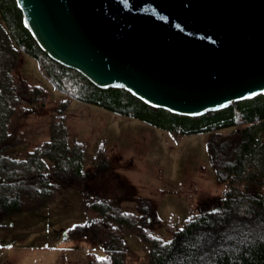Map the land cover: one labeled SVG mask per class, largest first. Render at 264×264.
Instances as JSON below:
<instances>
[{
  "label": "trees",
  "instance_id": "trees-1",
  "mask_svg": "<svg viewBox=\"0 0 264 264\" xmlns=\"http://www.w3.org/2000/svg\"><path fill=\"white\" fill-rule=\"evenodd\" d=\"M22 52L66 97L49 118L47 138L19 154L17 148L40 127L25 120L43 110L48 97L42 85L21 73ZM70 98L136 117L174 139L207 132L209 163L223 184L215 207L190 213L163 239L149 231L162 220L148 197L136 196L131 211L118 196L90 192L88 181L107 172L110 162L102 145L87 160L85 143L70 138L65 114ZM88 161L93 169L84 167ZM70 189L80 192L89 218L68 230L101 239L104 256L89 251L88 264H127V233L144 243L148 264H264V93L200 115L151 105L124 87L99 86L51 58L24 25L16 0H0V227L7 216L39 209Z\"/></svg>",
  "mask_w": 264,
  "mask_h": 264
},
{
  "label": "water",
  "instance_id": "water-1",
  "mask_svg": "<svg viewBox=\"0 0 264 264\" xmlns=\"http://www.w3.org/2000/svg\"><path fill=\"white\" fill-rule=\"evenodd\" d=\"M54 60L200 115L264 93V0H16Z\"/></svg>",
  "mask_w": 264,
  "mask_h": 264
},
{
  "label": "rangeland",
  "instance_id": "rangeland-1",
  "mask_svg": "<svg viewBox=\"0 0 264 264\" xmlns=\"http://www.w3.org/2000/svg\"><path fill=\"white\" fill-rule=\"evenodd\" d=\"M19 69L48 93L46 107L25 120L24 124L31 126L40 122V127L17 148L21 154L47 138L49 118L66 94L41 75L35 59L25 52ZM65 114L70 138L85 143L87 160L102 145L110 162L107 172L88 181V190L118 196L123 207L131 211L135 210L136 196L148 197L162 220L149 231L163 239H169L173 228L190 213L214 208L222 196L223 184L215 179L208 159L207 132L174 139L167 130L141 119L75 98H70ZM84 167L93 169L89 161ZM80 198L78 190L70 189L39 209L7 216L0 227V264H88L87 252L104 256L100 238L78 236L68 230L89 218L79 204ZM125 241L127 264H148L144 243L132 233L125 235Z\"/></svg>",
  "mask_w": 264,
  "mask_h": 264
}]
</instances>
